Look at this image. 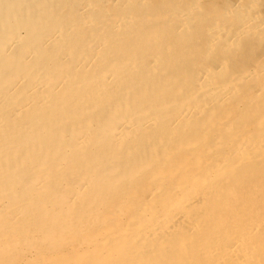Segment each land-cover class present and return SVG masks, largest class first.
Instances as JSON below:
<instances>
[{"label":"bare ground","instance_id":"bare-ground-1","mask_svg":"<svg viewBox=\"0 0 264 264\" xmlns=\"http://www.w3.org/2000/svg\"><path fill=\"white\" fill-rule=\"evenodd\" d=\"M0 264H264V0H0Z\"/></svg>","mask_w":264,"mask_h":264}]
</instances>
